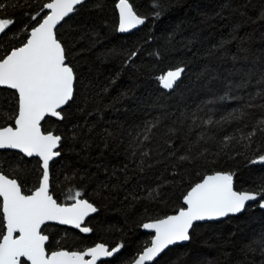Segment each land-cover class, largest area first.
<instances>
[{"label":"trees","instance_id":"obj_1","mask_svg":"<svg viewBox=\"0 0 264 264\" xmlns=\"http://www.w3.org/2000/svg\"><path fill=\"white\" fill-rule=\"evenodd\" d=\"M117 1L86 0L57 27L76 76L74 98L61 110L63 119L47 117L41 124L43 132L62 137L60 155L49 165L53 198L70 204L68 197L81 191L98 209L85 223L89 235L44 226L46 250L123 245L98 264H130L152 237L141 225L176 213L205 175L233 173L236 191L264 184V164L250 163L264 154V133L240 140L264 118L258 107L264 99L252 100L257 107L245 108L243 119H226L264 90V0H129L145 18L129 34L118 32ZM47 2L0 0V18L15 21L0 36V56L25 42L35 26L31 17ZM176 67L185 72L174 90L164 89L159 77ZM241 83L247 87H236ZM0 109L16 111L14 91L0 88ZM157 118L144 141L145 123ZM7 123L13 121L0 126ZM39 165L37 158L0 151V170L18 179L24 194L38 186ZM262 235L264 208L255 202L236 216L196 223L188 243L168 248L151 264H264V251L246 247Z\"/></svg>","mask_w":264,"mask_h":264},{"label":"snow or ice","instance_id":"obj_2","mask_svg":"<svg viewBox=\"0 0 264 264\" xmlns=\"http://www.w3.org/2000/svg\"><path fill=\"white\" fill-rule=\"evenodd\" d=\"M83 2L84 0H49L44 3L41 11L47 9L48 12L41 19H38L40 12L31 17L35 26L31 27L26 42L0 56V86L15 90L17 94L15 112L0 109V122L14 121V126L12 123L0 126V149H18L28 157L36 156L42 160L39 186L30 195L24 194L18 179L9 178V175L0 170V212L6 228V231L0 232V264H21V258H26L30 264H97L102 257L118 255L123 247L118 244L109 248L104 243H97L82 251L59 249L49 253L46 251L49 236L43 234L42 228L46 226V222L55 221L60 225H71L83 233H90L93 230L82 227V224L86 217L98 211L88 199L81 198V191L68 197L72 201L70 204L58 203L50 194L49 162L60 155L56 149L62 137L51 131L45 134L41 130V122L46 116L63 119V106L74 98L76 76L55 29ZM117 7L120 10V32H127L145 23V18L137 15L129 0H119ZM156 7L162 5L157 3ZM160 14L159 11L155 13L157 17ZM14 23L11 18H0V33H6ZM184 72V67H176L160 76L162 87L174 90ZM236 87L244 88L247 84L241 83ZM257 97L264 99V90L256 92L244 108L233 110L226 119L239 121L248 116L249 113L244 109L257 107L251 103ZM226 98L227 95L221 97ZM258 107L264 109V104ZM159 123V118L155 123H145L144 141L150 139V133ZM257 131L264 133V118L257 120L253 130L246 135L242 134L240 140L251 142ZM224 139L230 142L235 137ZM142 155L147 156L148 153ZM250 163L264 164V154ZM233 175L230 172H216L205 176L184 195L186 207L180 208L175 215L145 223L143 227L154 229L155 235L150 246L143 249L134 264L154 261L170 245L189 241L190 229L195 222L238 214L248 202H259L260 207L264 208V184L254 191H236L233 188ZM253 244L264 251V235L251 241L246 247L254 251Z\"/></svg>","mask_w":264,"mask_h":264},{"label":"water","instance_id":"obj_3","mask_svg":"<svg viewBox=\"0 0 264 264\" xmlns=\"http://www.w3.org/2000/svg\"><path fill=\"white\" fill-rule=\"evenodd\" d=\"M86 0H84V2H85ZM119 4V0L117 1V3H116V10H117V14H118V20H117V22H118V27H117V29H118V32H119V34H129V33H131V32H133V31H135L137 28H138V26L137 27H135V28H132V29H130L129 31H127V32H120L119 31V23H120V10H119V8L117 7V5ZM77 8H78V6H77ZM40 13H45V15L47 14V12H48V10L47 9H43V11H39ZM73 13H70L69 14V16L70 15H72ZM68 16V17H69ZM68 17H65V19L66 18H68ZM62 22V21H61ZM60 25V24H59ZM59 25H57V27L59 26ZM57 29V28H56ZM56 29H55V31H56ZM3 33H0V36L2 35ZM28 34H30V31H29V33ZM25 42H26V40H25ZM22 46V45H21ZM20 47V46H19ZM9 52V51H8ZM74 84H75V82H74ZM0 88H6V87H4V86H0ZM6 89H8V88H6ZM8 90H12V89H8ZM12 91H14L15 92V90H12ZM17 95V94H16ZM66 106V105H65ZM65 106H63V108L65 107ZM62 108V109H63ZM47 117H49V118H54V119H57V120H61L60 118H57V117H51V116H46L45 118H47ZM44 121V120H43ZM42 121V122H43ZM42 122H41V124H42ZM13 126H14V121H13ZM41 130H42V126H41ZM43 131V130H42ZM47 133V132H46ZM45 133V134H46ZM55 135V134H54ZM60 146V145H59ZM59 146H58V148L56 149V150H58L59 149ZM0 151H15V152H18L19 154H21V155H23L24 157H26V158H32V157H28V156H26L24 153H22V152H20V150H18V149H0ZM59 157V156H58ZM58 157H55L53 160H55L56 158H58ZM33 158H37L38 160H39V162H40V168H41V172H42V160L39 158V157H36V156H33ZM53 160L52 161H50L49 162V165H51V163L53 162ZM216 173V172H215ZM49 174H50V166H49ZM212 174H214V173H212ZM212 174H208V175H212ZM205 176H207V175H205ZM204 176V177H205ZM41 177H42V173H41ZM41 177L39 178V179H41ZM203 177V178H204ZM10 178V177H9ZM203 180V179H202ZM201 180V181H202ZM201 181H199V182H201ZM39 182H40V180H39ZM198 182V183H199ZM50 183V182H49ZM38 186H39V184H38ZM37 186V187H38ZM194 186V185H193ZM192 186V187H193ZM233 188H234V184H233ZM191 189V188H190ZM189 189V190H190ZM49 190H50V185H49ZM188 190V191H189ZM235 190V189H234ZM187 191V192H188ZM31 194V193H30ZM30 194H26V195H30ZM51 194V193H50ZM187 194V193H186ZM185 194V195H186ZM0 200H1V203H2V198H0ZM72 203V202H71ZM182 203H183V207H186V205L184 204V200H183V198H182ZM252 203H255V202H248V203H246V206L248 205V204H252ZM245 206V207H246ZM178 211H176V213H177ZM243 212V211H242ZM242 212H240V213H242ZM176 213H173V214H170V215H175ZM240 213H238V214H240ZM95 213H91L88 217H86L85 218V222L87 221V219L90 217V216H92V215H94ZM238 214H230L229 216H227V217H223V218H219V219H216V220H211V221H198V222H195L194 223V225L196 224V223H207V222H214L215 223V221H219V220H223V219H225V218H228V217H230V216H236V215H238ZM167 216H169V215H167ZM166 216V217H167ZM166 217H164V218H166ZM161 219H163V218H161ZM155 220H153V221H151V222H154ZM85 222H84V224H85ZM150 221L149 222H145V223H151ZM144 223V224H145ZM48 224H53V225H58V226H63V227H67V228H71V229H74V230H76V231H78V232H80L81 234H83V235H89V234H91V232L90 233H83V232H81L79 229H76L75 227H73V226H71V225H60L58 222H55V221H49V222H46V225H48ZM84 224H82V227H84L85 225ZM144 224H142L141 225V230L143 231V232H145V233H148V234H151L152 235V237L150 238V239H152L153 237H154V235H155V230L154 229H145L144 227H143V225ZM44 226H42V228H43ZM88 227V226H87ZM5 228V227H4ZM191 230V229H190ZM4 231H6V228H5V230ZM151 241V240H150ZM186 243H188V241H185V242H178L177 244H175V245H170L168 248H171V247H174V246H176V245H183V244H186ZM46 244H47V242H46ZM96 245V244H95ZM95 245H93V246H91V247H94ZM148 246H150V243L146 246V247H148ZM115 247V246H114ZM168 248H166L165 250H167ZM86 250V249H85ZM165 250L161 253V254H163L164 252H165ZM47 251V250H46ZM143 251V250H142ZM142 251H140V253L142 252ZM50 253V252H49ZM139 253V254H140ZM139 254L135 257V259H137L138 258V256H139ZM160 254V255H161ZM160 255L157 257V258H159L160 257ZM86 259H89L90 257H85ZM112 257H102L101 258V260H99V261H97V264L99 263V262H101V261H103V260H107V259H111ZM156 258V259H157ZM135 259L130 263V264H134V261H135ZM155 259V260H156ZM21 260H24L25 262H26V264H30V262L29 261H27L26 260V258H21ZM154 260V261H155ZM154 261H150V262H146V264H151V263H153Z\"/></svg>","mask_w":264,"mask_h":264},{"label":"flooded vegetation","instance_id":"obj_4","mask_svg":"<svg viewBox=\"0 0 264 264\" xmlns=\"http://www.w3.org/2000/svg\"><path fill=\"white\" fill-rule=\"evenodd\" d=\"M86 223V222H85ZM85 225V224H84Z\"/></svg>","mask_w":264,"mask_h":264}]
</instances>
